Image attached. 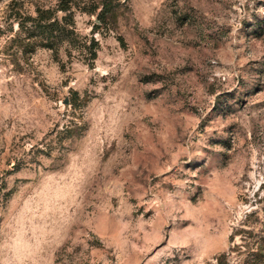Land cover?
I'll list each match as a JSON object with an SVG mask.
<instances>
[{
  "label": "rangeland",
  "instance_id": "rangeland-1",
  "mask_svg": "<svg viewBox=\"0 0 264 264\" xmlns=\"http://www.w3.org/2000/svg\"><path fill=\"white\" fill-rule=\"evenodd\" d=\"M57 1L0 0V264H264V0L74 12L92 66L17 37Z\"/></svg>",
  "mask_w": 264,
  "mask_h": 264
},
{
  "label": "trees",
  "instance_id": "trees-1",
  "mask_svg": "<svg viewBox=\"0 0 264 264\" xmlns=\"http://www.w3.org/2000/svg\"><path fill=\"white\" fill-rule=\"evenodd\" d=\"M113 0H101L99 2L89 1L80 4L73 3V0H58L55 8H37L35 9V16H27L17 20V27L21 42L27 46L29 42L38 38V42L42 48L53 52L57 55L59 46L65 45L67 56H71V51H79L85 53L92 66L96 59V51L98 44L94 39L89 41L86 37L80 38L75 33L74 28V12H79L89 16H95L98 23L103 26L106 25L109 19H114V9L112 7ZM62 16L57 18V14ZM19 20V21H18ZM97 30L98 25H94ZM259 240V250H262L264 244V231H262Z\"/></svg>",
  "mask_w": 264,
  "mask_h": 264
}]
</instances>
